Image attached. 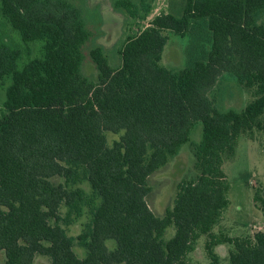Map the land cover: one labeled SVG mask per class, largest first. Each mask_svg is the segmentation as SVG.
<instances>
[{
	"label": "trees",
	"instance_id": "16d2710c",
	"mask_svg": "<svg viewBox=\"0 0 264 264\" xmlns=\"http://www.w3.org/2000/svg\"><path fill=\"white\" fill-rule=\"evenodd\" d=\"M78 1L0 0L20 37L0 41V264H199L190 255L202 237L209 264H220L222 245L230 264H264V231L216 233L229 205L226 163L241 136L264 138V0H186L181 17L163 12L145 27L157 0H116L138 32L116 67L102 47L90 50L93 78L83 64L94 33ZM168 32L188 39L180 71L163 64ZM224 74L251 98L241 112L210 97ZM199 122L196 174L159 216L152 178ZM256 199L264 215V191Z\"/></svg>",
	"mask_w": 264,
	"mask_h": 264
},
{
	"label": "rangeland",
	"instance_id": "374dc122",
	"mask_svg": "<svg viewBox=\"0 0 264 264\" xmlns=\"http://www.w3.org/2000/svg\"><path fill=\"white\" fill-rule=\"evenodd\" d=\"M78 1V0H77ZM116 0H79L85 10L87 23L94 33V38L85 49V61L83 71L91 78L97 76V70L89 56L90 50L102 47L109 60L115 67L120 64L118 49L129 34L138 32V28L131 24V19L122 9H115ZM186 0H157L153 4V10L148 19L142 22L145 27L150 20L160 13H170L181 17L184 13ZM169 42L163 55L164 66L174 71H180L186 62L185 48L187 38H182L168 32ZM0 41L9 44L20 43L18 34L11 30L0 13ZM39 45H32V57L38 54ZM5 91L0 90V100H4ZM215 100L216 107L222 111L234 110L241 112L245 109L251 98L244 89L239 86L236 78L230 74H224L215 89L210 93ZM203 136V125L197 123L191 135V142L184 145L179 155L168 166L152 178V196L149 199L151 209L159 216H163L168 206H172L178 192V185L183 180H189L196 174L194 171L193 147L199 144ZM109 142L118 139L115 134H108ZM264 138L251 141L247 136L239 138V146L234 161L225 165V172L229 181L228 192L229 205L223 214V220L216 228L226 232L230 237H243L252 235L257 231H264V215L259 208L256 193L264 191ZM87 221L84 217L70 228V235L77 236L82 230V225ZM174 235V229L169 228L167 238ZM108 246L114 248L115 241H108ZM205 239L202 237L197 248L190 255V259L199 264H209L204 250ZM230 245H222L216 252L220 255V264L229 263ZM80 256L83 251L76 249ZM3 256L0 261L3 262ZM35 264H50L49 259L38 256Z\"/></svg>",
	"mask_w": 264,
	"mask_h": 264
}]
</instances>
